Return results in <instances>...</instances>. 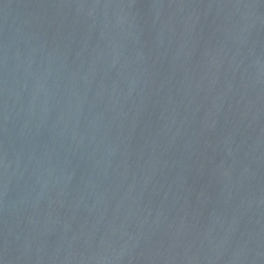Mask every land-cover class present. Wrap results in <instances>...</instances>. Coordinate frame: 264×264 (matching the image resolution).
Returning <instances> with one entry per match:
<instances>
[{
	"label": "water",
	"instance_id": "water-1",
	"mask_svg": "<svg viewBox=\"0 0 264 264\" xmlns=\"http://www.w3.org/2000/svg\"><path fill=\"white\" fill-rule=\"evenodd\" d=\"M0 264H264V0H0Z\"/></svg>",
	"mask_w": 264,
	"mask_h": 264
}]
</instances>
